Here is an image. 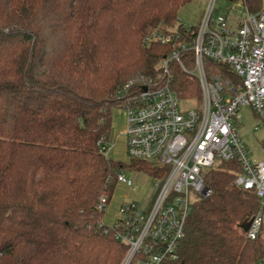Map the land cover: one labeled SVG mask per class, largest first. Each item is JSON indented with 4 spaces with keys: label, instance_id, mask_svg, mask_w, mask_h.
Listing matches in <instances>:
<instances>
[{
    "label": "trees",
    "instance_id": "16d2710c",
    "mask_svg": "<svg viewBox=\"0 0 264 264\" xmlns=\"http://www.w3.org/2000/svg\"><path fill=\"white\" fill-rule=\"evenodd\" d=\"M192 1L0 0V264H122L127 246L99 201L125 170L159 169L100 150L112 110L166 82L173 50L161 37L196 30L178 18ZM182 58L192 69L191 54ZM169 71L180 99L200 101L195 77L176 62ZM240 171L230 161L206 173L212 194L194 203L178 258L164 264H264L263 229L247 237L260 199L232 185Z\"/></svg>",
    "mask_w": 264,
    "mask_h": 264
},
{
    "label": "built area",
    "instance_id": "2783aa9c",
    "mask_svg": "<svg viewBox=\"0 0 264 264\" xmlns=\"http://www.w3.org/2000/svg\"><path fill=\"white\" fill-rule=\"evenodd\" d=\"M238 1L246 9L242 18L231 8L228 14L213 19L217 0H211L195 31L161 37L173 50L161 63L166 82L156 89H142L123 108L128 156L151 162L159 170L156 175L148 174L155 187L149 203L120 206L121 217L114 224L116 238L127 246L122 264H164L178 258L194 203L212 194L205 184L206 173L221 162L237 161L241 171L232 185L254 191L260 199V210L252 218L247 237L255 240L261 234L264 159L251 161L238 134L237 115L248 106L264 122V0H256V10L257 4ZM189 53L193 68L187 70L182 56ZM206 61L224 66L225 73L210 75ZM170 62L199 81L200 101L180 99L171 88ZM192 100L198 104L196 109H180V102ZM105 145L100 152L107 156L112 147ZM117 184L134 188V181L124 173L117 175ZM107 204V197H101L98 210L104 212Z\"/></svg>",
    "mask_w": 264,
    "mask_h": 264
},
{
    "label": "rangeland",
    "instance_id": "374dc122",
    "mask_svg": "<svg viewBox=\"0 0 264 264\" xmlns=\"http://www.w3.org/2000/svg\"><path fill=\"white\" fill-rule=\"evenodd\" d=\"M210 1L211 0H194L187 4L179 11L178 18L180 23L188 27H199L209 7ZM231 8L235 9L234 15L240 18L244 17L246 14V9L238 0L233 2L217 0L213 19L218 15L228 14L231 12ZM196 101L180 102V109L182 111L196 109L198 107ZM237 121L238 134L243 138L248 151L251 153V161L255 163L261 162L264 159L263 119L247 106L239 111ZM125 131L126 111L122 108H114L112 110V128L108 141V144L112 148L108 151L107 157L115 162L129 165L131 159L126 152ZM124 174L134 181V188H129L123 184H117L102 216V222L108 226H112L121 217L119 209L123 203L137 202L140 206H144L153 199L155 194L154 180L147 173L125 170Z\"/></svg>",
    "mask_w": 264,
    "mask_h": 264
},
{
    "label": "water",
    "instance_id": "95a60500",
    "mask_svg": "<svg viewBox=\"0 0 264 264\" xmlns=\"http://www.w3.org/2000/svg\"><path fill=\"white\" fill-rule=\"evenodd\" d=\"M147 90H148L147 87H144V88H143V91H147ZM249 227H250V225H249ZM249 227L247 228V231L249 230Z\"/></svg>",
    "mask_w": 264,
    "mask_h": 264
}]
</instances>
